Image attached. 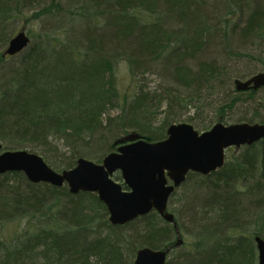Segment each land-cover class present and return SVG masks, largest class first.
<instances>
[{
  "label": "trees",
  "instance_id": "obj_1",
  "mask_svg": "<svg viewBox=\"0 0 264 264\" xmlns=\"http://www.w3.org/2000/svg\"><path fill=\"white\" fill-rule=\"evenodd\" d=\"M27 25L30 43L4 55ZM263 68L264 0H0V143L57 171L80 157L100 163L131 136L157 142L174 123L228 124L264 90L238 91L235 79ZM256 120L264 122L259 109L235 123ZM227 151L222 168L191 171L171 195L183 243L166 264H258L264 138ZM114 178L127 188L120 171ZM10 222L18 226L0 233V264H133L139 248L178 238L156 210L114 225L97 193L33 183L23 172L0 174V227Z\"/></svg>",
  "mask_w": 264,
  "mask_h": 264
},
{
  "label": "water",
  "instance_id": "obj_2",
  "mask_svg": "<svg viewBox=\"0 0 264 264\" xmlns=\"http://www.w3.org/2000/svg\"><path fill=\"white\" fill-rule=\"evenodd\" d=\"M30 43L26 29L10 39L4 55H15ZM238 91L259 89L264 85V69L247 79H235ZM167 138L150 142L131 136L123 139L116 151L98 163L80 157L74 167L57 171L38 153L25 149L2 151L0 174L23 172L33 183L67 184L71 193L95 192L108 207L109 220L124 225L156 210L178 233L174 245L166 249L145 246L138 249L133 264H166L170 250L183 243L175 215L168 210L171 195L187 179L190 171L208 175L225 164L226 149L252 145L264 138V123L223 122L200 132L190 122L171 124ZM120 171L123 184L114 178ZM259 264H264V238L256 236Z\"/></svg>",
  "mask_w": 264,
  "mask_h": 264
},
{
  "label": "rangeland",
  "instance_id": "obj_3",
  "mask_svg": "<svg viewBox=\"0 0 264 264\" xmlns=\"http://www.w3.org/2000/svg\"><path fill=\"white\" fill-rule=\"evenodd\" d=\"M24 24L21 23L18 27L21 28ZM25 27V26H24ZM26 30L28 31V28L29 26L27 25L26 26ZM39 30V27L36 26L34 28V32L37 33ZM236 44V43H235ZM222 45H220L221 47ZM225 47V45H223ZM236 46V45H235ZM258 64V63H257ZM256 65L254 63V65H252V68H254ZM117 72H118V79H119V85L121 86V88L123 90H127L130 85H131V74H130V70H129V66L126 62H120L118 64V67H117ZM147 82H148V85H150V87H156L158 85V80L156 78V76H150L147 78ZM264 99V90L257 93L256 94V98H255V101H251L250 102H247L244 100L243 104H242V108H237L236 110L233 109L231 111V114L230 116H232V120L228 122V125L229 124H232V123H235L237 120L241 119L243 115H248V116H253L254 115V112L256 110L259 109V112L262 114V116H264V108H261V104L258 103V102H262ZM259 105V107H256V105ZM196 109H192L190 114H193L195 112ZM262 119V117L260 118ZM257 122L259 123H263L261 122L260 120H256ZM183 122V121H182ZM158 124V123H157ZM197 130H200V131H203L202 129H197ZM235 151V150H234ZM237 153V151H235ZM18 224L16 222H10V223H7L6 225H4V227H0V233L3 235V236H10V235H13V233L15 232L16 228H17ZM185 238V237H184ZM187 240V237L185 238ZM179 254V252H175V254H171V256L169 257V259H173V255L174 257L177 256Z\"/></svg>",
  "mask_w": 264,
  "mask_h": 264
}]
</instances>
